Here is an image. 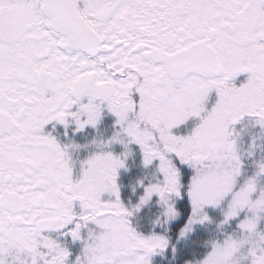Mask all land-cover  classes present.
Masks as SVG:
<instances>
[{"label":"snow or ice","instance_id":"obj_1","mask_svg":"<svg viewBox=\"0 0 264 264\" xmlns=\"http://www.w3.org/2000/svg\"><path fill=\"white\" fill-rule=\"evenodd\" d=\"M0 264H264V0H0Z\"/></svg>","mask_w":264,"mask_h":264}]
</instances>
